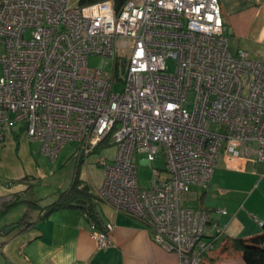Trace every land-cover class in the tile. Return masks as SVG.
I'll return each mask as SVG.
<instances>
[{
  "label": "built area",
  "instance_id": "1",
  "mask_svg": "<svg viewBox=\"0 0 264 264\" xmlns=\"http://www.w3.org/2000/svg\"><path fill=\"white\" fill-rule=\"evenodd\" d=\"M0 67V144L19 126L51 161L71 143L81 163L113 143L96 161L100 202L144 221L178 264L219 244L224 229L205 238L207 212L187 204L191 185L207 187L221 154L264 160V62L231 51L219 0H0ZM156 160L139 186L137 164ZM89 225L109 246L113 225Z\"/></svg>",
  "mask_w": 264,
  "mask_h": 264
},
{
  "label": "crops",
  "instance_id": "2",
  "mask_svg": "<svg viewBox=\"0 0 264 264\" xmlns=\"http://www.w3.org/2000/svg\"><path fill=\"white\" fill-rule=\"evenodd\" d=\"M219 5L231 51L243 49L252 59L264 62V0H219ZM45 157L40 142L27 140L19 126L5 131L0 144V181L11 183L0 185V229L16 227L0 235V264H178L177 253L157 243L144 221L103 202L96 208L102 221L113 225L110 245L105 248L97 247L80 208L58 207L43 216L44 208L54 200L43 205L26 197L30 181L43 170ZM187 204L207 212L205 238L213 234L214 224L224 229L222 239L260 232L264 160L221 154L207 187L191 185ZM17 206L20 212L3 220ZM222 243L204 253L200 264H245L240 252L226 253Z\"/></svg>",
  "mask_w": 264,
  "mask_h": 264
},
{
  "label": "rangeland",
  "instance_id": "3",
  "mask_svg": "<svg viewBox=\"0 0 264 264\" xmlns=\"http://www.w3.org/2000/svg\"><path fill=\"white\" fill-rule=\"evenodd\" d=\"M88 65L90 67L103 68L105 64L103 58L99 56H91L88 59ZM174 62L168 63V71L173 72ZM1 72V67H0ZM122 89V83L116 81L113 86V91H120ZM219 125L212 123L210 126L211 130H218ZM74 151V145L69 143L63 147L58 153L55 160H50L45 157V163H43V170L38 174L35 180L30 181L29 190L27 197L29 200L36 199L43 205L49 204L57 198L60 192L67 190L72 182L75 174L84 181H86L94 190L100 185L102 179V169L96 164L98 158H105L113 160L116 152V147L113 143L109 145H100L92 153H90L85 162L77 163L76 159L72 156ZM62 157V160L59 159ZM140 157H143L140 155ZM141 159V158H140ZM161 168L163 162L156 160L151 165L148 164H137V178L139 186L146 187L149 184L151 177L150 167ZM25 198V199H26ZM100 201V200H99ZM20 207L17 206L15 209L8 212L3 216V220H7L10 214H17L20 212ZM1 235V234H0Z\"/></svg>",
  "mask_w": 264,
  "mask_h": 264
},
{
  "label": "trees",
  "instance_id": "4",
  "mask_svg": "<svg viewBox=\"0 0 264 264\" xmlns=\"http://www.w3.org/2000/svg\"><path fill=\"white\" fill-rule=\"evenodd\" d=\"M96 1L100 0H77V4L85 5ZM112 1L115 7H118L123 3L124 0ZM99 203L100 201L90 184L80 179L78 175L75 174L69 188L63 192H60L56 200L44 208L43 216H46L48 213L58 207H78L82 210V213L88 222H92L95 224L96 228L102 229L104 222L102 221L98 209L96 208ZM31 224L32 223L27 224L26 227H29ZM4 231L5 228L2 230L0 229V234H3ZM221 243L223 244L222 249L226 253L240 252L245 264H264V224H262L260 232L252 236L246 238L225 237V239H221L217 246H219Z\"/></svg>",
  "mask_w": 264,
  "mask_h": 264
},
{
  "label": "water",
  "instance_id": "5",
  "mask_svg": "<svg viewBox=\"0 0 264 264\" xmlns=\"http://www.w3.org/2000/svg\"><path fill=\"white\" fill-rule=\"evenodd\" d=\"M16 227V225H11L6 228L5 232L8 233L9 231L13 230Z\"/></svg>",
  "mask_w": 264,
  "mask_h": 264
}]
</instances>
